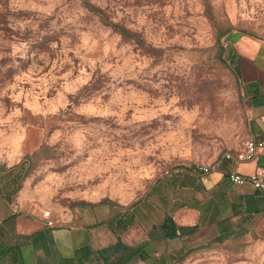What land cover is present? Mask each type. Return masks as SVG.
Here are the masks:
<instances>
[{
  "label": "rangeland",
  "instance_id": "1",
  "mask_svg": "<svg viewBox=\"0 0 264 264\" xmlns=\"http://www.w3.org/2000/svg\"><path fill=\"white\" fill-rule=\"evenodd\" d=\"M232 31L264 37V0H0V139L20 140L39 206L59 215L119 186L134 199L185 144L240 130ZM165 263L264 264V220Z\"/></svg>",
  "mask_w": 264,
  "mask_h": 264
},
{
  "label": "crops",
  "instance_id": "2",
  "mask_svg": "<svg viewBox=\"0 0 264 264\" xmlns=\"http://www.w3.org/2000/svg\"><path fill=\"white\" fill-rule=\"evenodd\" d=\"M226 44L246 105L242 128L213 143L185 144L190 152L183 164L152 175L134 199L124 194L123 186L117 187L115 198L112 192L79 198L59 215L50 210L56 225L48 227L39 219L46 208L22 184L25 160L14 165L20 140L0 139V264H166L221 231L230 235L254 220L263 221L264 194L230 184L226 173L248 176L264 168V37L232 31ZM248 141L260 144L253 160L234 164L225 158L243 151ZM196 165L213 169L196 172ZM166 217L177 226L198 229L189 238L157 239L156 228ZM139 248H144V259L126 263L123 250Z\"/></svg>",
  "mask_w": 264,
  "mask_h": 264
},
{
  "label": "built area",
  "instance_id": "3",
  "mask_svg": "<svg viewBox=\"0 0 264 264\" xmlns=\"http://www.w3.org/2000/svg\"><path fill=\"white\" fill-rule=\"evenodd\" d=\"M259 146L260 144H257L254 141H248L243 151L238 152L234 155L226 154L225 158L229 159L234 164H238L240 162H245V161H251L255 158L257 148ZM212 169L213 167L201 166V165H196L193 167V171L201 172V173H208ZM1 179H2V175L0 173V180ZM226 179L232 185H236V186L248 185L253 190L258 191L261 194H264V168H259L255 173L248 176H243L241 174H238L237 172L231 171L226 173ZM39 219L48 227H52L56 225V223L52 219V215L49 209H43L40 212Z\"/></svg>",
  "mask_w": 264,
  "mask_h": 264
},
{
  "label": "trees",
  "instance_id": "4",
  "mask_svg": "<svg viewBox=\"0 0 264 264\" xmlns=\"http://www.w3.org/2000/svg\"><path fill=\"white\" fill-rule=\"evenodd\" d=\"M106 201H103L102 204H105ZM80 205H84L83 203H80ZM198 227H180L177 226L174 221L170 217H166L163 221V223L156 228L155 232V238L157 239H163V240H175V239H181V238H189L192 235L195 234ZM228 233L225 231L219 232V235L215 238L217 241H221L224 237H226ZM120 247V246H119ZM125 254L127 255V261L126 263H129L133 259H139L143 260V251L144 248H139L134 251H126L123 250Z\"/></svg>",
  "mask_w": 264,
  "mask_h": 264
},
{
  "label": "clouds",
  "instance_id": "5",
  "mask_svg": "<svg viewBox=\"0 0 264 264\" xmlns=\"http://www.w3.org/2000/svg\"><path fill=\"white\" fill-rule=\"evenodd\" d=\"M32 7H36V6H32ZM52 7H54V5L49 4V5H47V6L43 7V8H40L39 10H40V11L47 12V13H50ZM80 14L83 15L82 12H81ZM22 26H23V25H21V27H22Z\"/></svg>",
  "mask_w": 264,
  "mask_h": 264
}]
</instances>
